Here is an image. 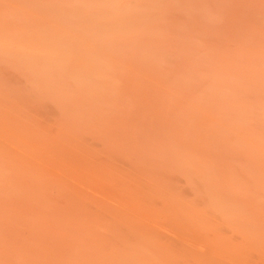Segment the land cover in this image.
I'll return each mask as SVG.
<instances>
[{
  "label": "bare ground",
  "instance_id": "obj_1",
  "mask_svg": "<svg viewBox=\"0 0 264 264\" xmlns=\"http://www.w3.org/2000/svg\"><path fill=\"white\" fill-rule=\"evenodd\" d=\"M0 264H264V0H0Z\"/></svg>",
  "mask_w": 264,
  "mask_h": 264
}]
</instances>
